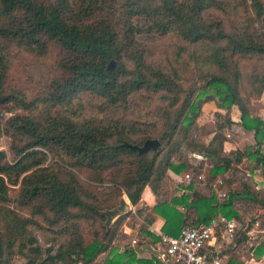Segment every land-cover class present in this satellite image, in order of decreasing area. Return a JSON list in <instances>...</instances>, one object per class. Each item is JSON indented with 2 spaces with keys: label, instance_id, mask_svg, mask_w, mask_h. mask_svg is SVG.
Segmentation results:
<instances>
[{
  "label": "trees",
  "instance_id": "1",
  "mask_svg": "<svg viewBox=\"0 0 264 264\" xmlns=\"http://www.w3.org/2000/svg\"><path fill=\"white\" fill-rule=\"evenodd\" d=\"M237 5L251 11L242 25L231 18ZM205 10L221 16L204 17ZM139 33L173 34L183 45L180 49L190 47V82L174 69L167 72L150 63ZM49 44L58 47L60 57L46 94L28 99L19 91H6L9 50L19 47L40 55ZM242 62H254L261 69L246 72ZM263 91L264 0H237L233 5L222 0H0V135L9 138L14 156L8 162L0 150V264H12L17 256L24 264H91L103 252L102 264H153V259L159 264L155 257H137L133 249L110 247L131 213L104 227L99 211L113 207L122 195L135 207L132 214L142 218L141 234L154 241L158 238L146 227L155 214L163 220L161 232L176 236L183 227L207 224L218 215L238 219L235 201L264 207V195L243 182L232 190V181L224 176L245 157L252 163L247 168L258 167L264 179V119L250 107ZM84 93L101 100L97 109L121 113L128 111L132 95L146 105L156 100V118L79 120L75 114L80 103L78 108L70 106ZM207 101L219 110L213 112L208 140H196L191 131ZM63 104L69 108H49ZM232 107L238 111L237 121L230 117ZM4 112L9 116L1 121ZM235 125L252 132L253 144L226 155L224 143ZM147 139L158 141L155 149L138 153L125 146H141ZM48 157L54 160L46 164ZM205 161L211 162L205 186L211 190L217 178L227 185L221 199L192 190L194 180L204 174ZM167 170H191L184 187L190 194L151 208L140 203L145 186L154 195L161 193ZM12 187L17 189L14 206L7 205ZM83 222L100 227L88 242ZM247 224L231 235L215 228V243L221 246L202 249L207 263L216 259L241 264L236 251L246 241ZM32 225L66 240L54 252L46 248L43 256L30 233ZM228 236L225 244L223 237ZM263 252L264 242H259L252 255Z\"/></svg>",
  "mask_w": 264,
  "mask_h": 264
},
{
  "label": "rangeland",
  "instance_id": "2",
  "mask_svg": "<svg viewBox=\"0 0 264 264\" xmlns=\"http://www.w3.org/2000/svg\"><path fill=\"white\" fill-rule=\"evenodd\" d=\"M226 3H229L230 5H233L237 3V0H222ZM251 11H246L241 5H237L235 8V14L234 16H231V18L236 21L239 25H242L245 23L246 17L250 16ZM204 17H216L221 16V13L216 10H205L203 12ZM137 39L140 43H143L147 46L149 50V56L148 61L152 64L160 65L165 71L170 72V70H175L178 74L182 75L183 77H186L188 80L187 82H190V79L192 78L193 71H194V64L192 60L189 58V48L188 49H180V46L182 45L180 41L177 40V38L173 34H164V35H158L153 33H139L137 35ZM183 46V45H182ZM179 47V48H178ZM60 57V52L58 50V47L55 45L49 44L46 47V50L44 53L40 55H36L34 53H31L27 50H24L22 48H16L12 47L9 50V69L5 81V90L12 92V91H19L23 93L28 99H32L33 97L45 95L47 92V87L51 80L55 77L57 73V62ZM242 68L246 72L250 71H260L261 68L257 69V65L254 62H242L241 63ZM186 85V84H185ZM206 95H209L208 93ZM145 100V99H143ZM100 99L96 97L93 94L84 93L80 96L79 101H73L71 104V108H78L77 102L80 103V110L77 111L75 115H77L78 119L82 118H125L130 120H152L156 118L154 115V109L157 107L158 102L156 100H153L151 104L146 105L143 101H141L137 95L130 96L129 97V109L126 113H121L120 109L117 110H99L97 109L100 105ZM145 102H150L145 100ZM70 104V103H69ZM68 105H62L58 106L55 105L53 107H49L51 110H64L69 108ZM251 110L260 115L264 119V93L262 94L260 100H252L250 103ZM40 106V111H43L45 109V106ZM219 110L216 107L215 102L213 101H207L202 104L200 109V114L197 119V126L191 131L193 138L196 140H203L207 141L210 133L213 128V112ZM2 120L4 121L8 116L9 113L4 112L2 115ZM230 117L232 120L238 119V111L235 107L231 108L230 111ZM159 124L161 121L159 120ZM231 132L229 136V141L227 144H225V154L228 155L229 151H232L233 149L242 151L244 148L248 145L253 144V138H252V132ZM0 150H3L6 155V161L12 162L14 160V156L12 154V151L10 149V140L5 134L0 135ZM234 151V150H233ZM54 159L51 157H48V160L46 161V164H49ZM245 161V160H244ZM239 165L238 167L232 168V170L229 172L231 177H234L236 181H242L243 183L246 182V184L252 188L255 189L254 186H257L258 180L255 177H250L249 172L245 173L244 169H248L247 167L249 165H252L251 162H248L246 160L243 162V165ZM211 162L205 161L203 164L204 174L202 180H199L201 185L197 186L206 194L214 193L218 195L217 193L220 191L226 192V187L223 185V182L221 185H217L213 187L211 190L208 189L205 186L206 177L204 176L207 170L210 168ZM190 171V172H189ZM190 174L191 178V170L187 171ZM79 174V173H78ZM255 175V174H252ZM79 178L83 180V174H79ZM189 178V179H190ZM246 178V179H245ZM257 181H256V180ZM186 183V182H185ZM217 183V182H216ZM164 187L166 192L170 193V186L173 185V183L169 180H166L164 183ZM184 185V184H183ZM237 185V184H236ZM259 189V188H258ZM16 188H10L8 190V197L9 202L7 205L14 206L15 203L13 202V199L16 195ZM150 189L146 188L144 192L142 193V197L146 200V202H149L150 199H148V195H150ZM152 193V192H151ZM153 194V193H152ZM151 194V195H152ZM154 195V194H153ZM163 198L164 193L162 192L158 194ZM157 195V196H158ZM168 195L165 194V197ZM125 199L127 206L129 208H124V212L122 215H127V213H131L125 220V223L121 226V233L118 234L114 240L112 241L111 248H116L119 250H122L124 247L129 248L128 244L131 243V239L134 238V241L136 240L140 243V234L138 225L140 223L139 218H137L136 215L132 214V210H130V203L125 197V195L121 196ZM160 197V198H161ZM164 197V198H165ZM120 198V197H119ZM118 198V200H119ZM158 198V197H157ZM221 199V198H219ZM118 200L116 204L108 209L100 210L99 213L101 215L103 211L114 209L118 205ZM238 210L242 213V216L245 220V222L252 218L255 214L260 213L259 215H262L261 212L256 208L251 206L249 203H240L238 204ZM135 210L133 209V212ZM22 213L28 215V212L26 210H23ZM104 216V215H103ZM263 216V215H262ZM37 222H40L42 224L41 220L39 221L36 219ZM105 220L106 217L104 216L102 225L105 226ZM114 222V220L110 223V225ZM109 225V226H110ZM108 226V227H109ZM125 226V227H124ZM44 226L36 227V226H30L29 230L31 235L35 238L37 245L40 246L42 249L43 256L46 255L45 249L48 247L52 248V252L55 251L56 247L59 244L64 243L66 238H63L61 236H56L55 234L51 233L47 229H42ZM99 226H90L86 222H83L81 224V230L82 234L84 236V239L86 242H88L91 239V233L93 230L99 231ZM123 228H126V231L128 228L134 229L130 234H122ZM130 241V242H129ZM150 249H146V252L141 253L143 257L139 258H146L150 259L152 257L156 258V255L154 253H149ZM106 255V252H103L102 254L98 255L95 258V261L91 264H102V261ZM25 260L22 257H14L12 264H24ZM55 264H61V263H55ZM153 264H157L154 262Z\"/></svg>",
  "mask_w": 264,
  "mask_h": 264
},
{
  "label": "crops",
  "instance_id": "3",
  "mask_svg": "<svg viewBox=\"0 0 264 264\" xmlns=\"http://www.w3.org/2000/svg\"><path fill=\"white\" fill-rule=\"evenodd\" d=\"M263 93H264V91H263ZM234 121H237V119L234 120ZM234 128H235L234 129V132H247V133H250L249 131L242 130L237 125H235ZM227 143L228 142H225L224 145L227 144ZM244 160L246 161V158L245 157H242L241 158V163L238 164V165H236L235 167H238L239 165L242 166L243 162H245ZM231 170H232V168L229 169L224 174L225 179L227 181L228 180L232 181V183L230 185V189H232V190L233 189H238L239 188V183L242 182V181H239L238 182V181H236L234 179V177H231L230 174H229V172ZM244 172L245 173H248L249 172L248 174H249L250 177L257 178V180H258V182H256L257 183V186H254L255 189H253V190L259 196H263L264 195V179L262 178V176H261V174L259 172V168L258 167H255L252 170H250V169H244ZM252 174H255V175H252ZM189 178H190V174L187 172V170H183V171H180L178 173H174L171 170H167L166 177L164 178V180L162 182V191L161 192H162V194L164 193L163 198L161 196H159V195L158 196L157 195H153L150 192L149 193L150 195H148V199H150V200H149V202H146V200L142 197V193L144 192V190L146 188H148L147 186H145L144 189H143V191H142V193H141V201H140V203H143V204H145V205H147L148 207L151 208L156 202L169 201L171 198L177 197V196H179L182 193H186V194L189 195L190 194V191L184 189V187H186L187 183L190 180ZM202 178H203L202 175L197 176V178L194 180V184H193V189L192 190L193 191L201 192L203 194H206L203 191H201L200 188L197 187V186H200L201 185V183H200L199 180H202ZM166 180H169V181H171L173 183V185L170 186V193L169 194L166 192L165 187H164V184H163ZM217 181H222V179H220V178L215 179L213 181V183H212V188L215 187V186H217V184H216ZM245 184H246V182H245ZM223 185H225V183H223ZM225 187H226V191H227V185H225ZM165 194L168 195V196L165 197ZM216 197H217V195H216ZM217 198L219 199V197H217ZM240 203H243V202L235 201L233 203V209L237 212V215L239 217L238 219L237 218H234V220L236 222L235 231L239 230L241 228V225H243V223L245 225L248 223L249 226H248V228H247V230L245 232L246 237H247L245 243L242 244L240 250L236 251L237 260L241 261V264H264V252H263V254L260 257H254L252 255L253 254L254 247L259 242H264V207L258 209L263 216L260 215V217H259V216H256V214H255L254 215V218L255 219L252 220L250 218V219H248L245 222V220H244V218L242 216V213L238 210V207H237L238 204H240ZM176 207L179 210L182 209L179 205H177ZM133 209H135V207L132 206V205H130V210H132L131 212H133ZM154 216H155V218H154L153 223L150 224V225H148L146 227V230L150 234H152V235H154V236H156L158 238L159 233H163L160 230V228H161V226L163 224V220H162L161 217H159L156 214ZM137 218H139L140 222L142 221L141 220L142 219L141 217L137 216ZM241 229H243V228H241ZM133 230L134 229H132V228H128V230L126 231V228H123V232L126 235L130 234V232H132ZM163 234H165V233H163ZM140 235H141L140 236V239H141L140 240V243L138 241H137V243H135L136 240L134 241V238H132L131 239V243L128 244L129 249H133L135 251L137 257H143L140 254L146 252V249H150V252H147V254H149V253L152 252V253H154L156 255V258L159 259L160 251H161V246H160L159 242L158 241H154L152 238H149L147 236H144L143 234H140ZM223 238H224L223 241L225 242V244L230 241V237L229 236L228 237H223ZM132 241H134V242H132ZM210 245H214V248H216V249H218L221 246L220 244L215 243V237L210 242ZM159 264H168V263L167 262H162L159 259ZM218 264H222V262L219 261Z\"/></svg>",
  "mask_w": 264,
  "mask_h": 264
},
{
  "label": "built area",
  "instance_id": "4",
  "mask_svg": "<svg viewBox=\"0 0 264 264\" xmlns=\"http://www.w3.org/2000/svg\"><path fill=\"white\" fill-rule=\"evenodd\" d=\"M216 184L221 185V181H217ZM217 194L219 198L225 196L223 191ZM218 226L222 228V233L231 235L235 231L236 222L234 218L218 215L207 224L185 226L176 236L159 233L158 242L161 246L159 259L168 264H208L202 249L210 245L214 239V230ZM211 264H218V260L214 259Z\"/></svg>",
  "mask_w": 264,
  "mask_h": 264
},
{
  "label": "water",
  "instance_id": "5",
  "mask_svg": "<svg viewBox=\"0 0 264 264\" xmlns=\"http://www.w3.org/2000/svg\"><path fill=\"white\" fill-rule=\"evenodd\" d=\"M110 64L111 63H109L108 68L110 67ZM157 145L158 141L155 139H147L141 146L125 144L127 148L136 150L138 153H143L149 148L155 149ZM126 206L127 203L125 199L120 197L116 208L103 211L102 214L106 217L105 226L108 227L113 220L125 213L123 210ZM126 208H129V206Z\"/></svg>",
  "mask_w": 264,
  "mask_h": 264
}]
</instances>
